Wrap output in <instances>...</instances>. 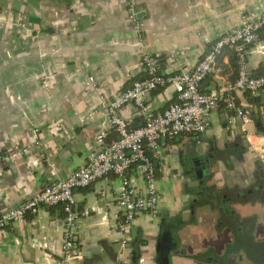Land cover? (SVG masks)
Returning <instances> with one entry per match:
<instances>
[{"label":"crops","instance_id":"0c3cea01","mask_svg":"<svg viewBox=\"0 0 264 264\" xmlns=\"http://www.w3.org/2000/svg\"><path fill=\"white\" fill-rule=\"evenodd\" d=\"M132 2L141 31L128 16ZM263 9L264 0H0V153L12 155L0 159V211L21 206L84 165L100 130L114 134L101 95L113 97L146 76L142 45L167 73L191 69L243 14ZM260 36L247 55L253 75L264 74V30ZM230 57L221 55L228 70L206 79L205 93L231 83ZM237 98L252 113L249 128L264 135V89L238 91ZM175 101L167 85L151 92L145 106L157 113ZM121 116L133 126L143 122L135 103ZM231 116L221 101L205 132L161 140L157 208L137 214L125 244L118 229L122 178L110 173L76 189L79 264H158L165 249L169 264H264V151H257L264 141L253 135L260 148L252 147ZM26 145L29 152L21 154ZM127 174L146 193L140 167ZM65 217L61 205H45L1 229L0 264H54L62 256Z\"/></svg>","mask_w":264,"mask_h":264},{"label":"built area","instance_id":"2783aa9c","mask_svg":"<svg viewBox=\"0 0 264 264\" xmlns=\"http://www.w3.org/2000/svg\"><path fill=\"white\" fill-rule=\"evenodd\" d=\"M138 11L135 3L128 8V16L135 29L142 30L137 19ZM264 30V9L257 15L243 14L240 25L219 37L203 58L191 69L167 73L161 71L160 59L151 54L142 45L140 65L146 76L134 80L132 84L119 91L113 97L101 95L103 113L113 125L118 137L108 141L107 130H100L96 136V149L90 159L66 178L57 179L46 185L21 206L0 211V230L16 221H23L27 213L36 214L42 206L61 205L65 211V235L62 245V256L54 264H79L82 250L74 240L78 227V215L74 210L75 190L86 187L99 178L110 173L119 175L122 187L118 195V205L123 212V219L118 224L122 243L130 238V228L141 211L156 210L159 193L156 186V164L158 148L161 140L173 138L184 133H203L209 126V115L221 101L232 112L230 123L241 122L251 146L258 148L251 137L257 136L264 141V135L255 133L249 128L253 123L252 113L240 104L238 91L256 93L264 89V74L253 75L246 67L249 49L261 42V31ZM225 51L238 53L240 70L233 84L223 86L220 90L208 93L200 90L201 82L211 74L221 72L220 57ZM89 84L96 87L94 76L89 77ZM172 85L176 91V101L160 112H150L145 106L146 98L160 87ZM135 103L143 117V124L132 126L121 116L124 106ZM254 132V133H253ZM36 144L37 140L34 141ZM260 148V147H259ZM30 145L20 149L21 154L29 152ZM148 149L154 150L149 156ZM256 150V149H255ZM263 154L264 147L257 150ZM264 156V155H263ZM12 155L0 153V159L10 161ZM135 165L140 167L147 183L146 193L137 192L130 182L128 171Z\"/></svg>","mask_w":264,"mask_h":264},{"label":"trees","instance_id":"16d2710c","mask_svg":"<svg viewBox=\"0 0 264 264\" xmlns=\"http://www.w3.org/2000/svg\"><path fill=\"white\" fill-rule=\"evenodd\" d=\"M250 47H251V46L249 45V46H246L245 48H246V49H250ZM229 52H230V54H231V57H230V65H231V70H232V73H233V77L230 79V82H231V84H233V83L237 80V78H238V76H239L240 63H239L238 53L235 52V51H229ZM220 67H221V72H226V71L228 70L227 67H226L224 64H223V65H220ZM160 68H161V71H162V70H163V66H162V63H161V62H160ZM212 75H213V74L207 76V77L201 82L200 90H201L202 92H206V91L203 89V87H202V83H203L206 79L212 77ZM222 103H224V102L222 101ZM141 124H143V122H142ZM141 124H140V125H141ZM132 126H133V125H132ZM117 137H118L117 133L114 132V134H112V135L110 136V138L108 137V141H112V140L116 139ZM147 152H148L149 156H152V155H153V153L150 152L149 149H148ZM155 160H156V159L154 158V162H155Z\"/></svg>","mask_w":264,"mask_h":264},{"label":"water","instance_id":"95a60500","mask_svg":"<svg viewBox=\"0 0 264 264\" xmlns=\"http://www.w3.org/2000/svg\"><path fill=\"white\" fill-rule=\"evenodd\" d=\"M254 112H258V109H254ZM259 115L257 114L256 116H255V119L256 120H258L259 121ZM189 135V137H192L193 135H198L197 133H195V134H193V133H190V134H188ZM195 162H197V161H195ZM199 172L201 173V170H199ZM163 225H165L166 227H168L169 226V224L168 223H166V222H164L163 223ZM163 236H164V238L166 239V240H170L172 237H171V231H170V229L168 230V229H166L164 232H163ZM158 264H169V251H168V249L166 250L165 249V251H162V253H160V255H159V258H158Z\"/></svg>","mask_w":264,"mask_h":264}]
</instances>
